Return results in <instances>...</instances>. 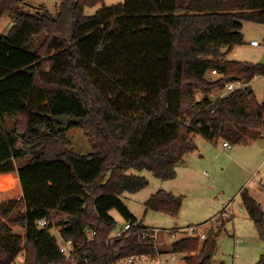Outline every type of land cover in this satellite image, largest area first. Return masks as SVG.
<instances>
[{
  "label": "trees",
  "instance_id": "16d2710c",
  "mask_svg": "<svg viewBox=\"0 0 264 264\" xmlns=\"http://www.w3.org/2000/svg\"><path fill=\"white\" fill-rule=\"evenodd\" d=\"M3 15L12 25L0 35V174L16 170L21 195L0 202V264L20 254L23 264H118L159 252L152 227L120 198L148 183L129 170L171 179L196 149L197 134L244 145L262 136L264 103L251 86L216 99L209 93L229 76L249 82L264 75L263 63L226 59L244 43L243 21L264 23V0H60L56 14L0 0ZM211 69L223 76L208 77ZM71 127L90 137L91 152L70 149ZM240 196L264 242L260 203L247 190ZM181 204V195L163 189L145 202L173 216ZM110 209L131 224L113 243L106 241L116 225ZM41 218L79 244L73 260L60 252L50 227H38ZM85 229L96 231L91 240ZM217 232L202 240L182 236L169 250L184 254L186 264H220L213 261Z\"/></svg>",
  "mask_w": 264,
  "mask_h": 264
},
{
  "label": "rangeland",
  "instance_id": "374dc122",
  "mask_svg": "<svg viewBox=\"0 0 264 264\" xmlns=\"http://www.w3.org/2000/svg\"><path fill=\"white\" fill-rule=\"evenodd\" d=\"M123 1L103 0V3L111 5ZM59 4L60 0H21L22 8L32 13L42 11L44 7L56 14ZM101 5L102 3L84 7V14L92 15ZM11 25V16L3 15L0 18V35L6 34ZM241 32L244 43L233 47L226 54V59L264 64V23L243 21ZM250 40H256L259 44L254 47L249 44ZM208 77L214 78L209 73ZM241 82L235 86H251L257 101L264 103V75H257L249 82ZM6 119L9 125L12 120L9 116ZM262 134L264 135V130ZM65 136L74 152L87 154L92 151L91 139L81 128H68ZM194 141L196 149L186 154L184 161L177 165L174 178L162 179L146 169H130L129 172L145 177L148 183L138 191L123 192L120 195L121 200L138 221L158 230L155 239L159 251L168 249L173 240L185 235L180 229L196 226L198 230H207L213 226L214 230H218L214 262L257 264L264 252V242L258 236L254 223L245 210L240 191L247 190L261 204L264 211V137L260 136L247 145L230 143V147L223 146L222 138L209 141L199 134L194 136ZM7 182L12 190L1 193L0 201L17 199L21 195L19 181L11 178ZM3 189L1 187L0 190ZM162 189L182 196L180 211L176 216L146 209V200ZM230 202L234 217H221L220 213ZM109 214L116 221L110 234L114 235L124 225L125 219L116 209H110ZM171 230L176 233L171 234ZM15 231L22 232L20 228H15ZM52 233L57 237L54 230ZM234 237L241 238V242L235 244ZM234 252L238 257L232 256ZM183 256L184 254L179 253L177 261L172 264H186ZM15 261L22 262L23 255L20 254ZM118 264L124 262L120 261Z\"/></svg>",
  "mask_w": 264,
  "mask_h": 264
},
{
  "label": "built area",
  "instance_id": "2783aa9c",
  "mask_svg": "<svg viewBox=\"0 0 264 264\" xmlns=\"http://www.w3.org/2000/svg\"><path fill=\"white\" fill-rule=\"evenodd\" d=\"M252 46H257L259 43L256 40H250L249 42ZM210 75L214 76V78L223 76L219 71L216 69H211L208 72ZM242 82L240 80H231V81H225L224 87L222 89L213 90L209 93V96L211 99H216L219 97H223L227 95L229 92H232L237 89L244 88L243 86H235V84L240 85ZM202 98V92L200 90H197L195 94V99L200 100ZM262 137L264 135L262 134ZM223 146L230 147V143L226 140H223L222 142ZM231 202L227 204V206L224 208V210L220 213L221 217H230L233 215V211L230 208ZM38 227H50L51 230H54L57 233L56 243L60 249V252L64 255L65 258L74 259L76 257V249L79 247V244H75L72 240H65L60 235V227L54 225L49 219L47 218H41L36 221ZM130 222L125 221L124 225L117 231L114 235H109V237L106 239V241L113 243L115 239L121 237L124 235V232L130 228ZM181 231L185 232L184 236H198L201 240L205 238L207 235V230H198L196 226L187 227L184 229H180ZM89 240H91V236L96 233L95 230H89L85 229ZM150 231L149 235L156 238V235L158 233V230L156 228H150L148 229ZM171 234L176 233L175 230H171ZM142 237H145V234H142ZM235 243H238L240 241L239 237H235L234 239ZM235 256H238V254L235 252ZM121 261L124 262V264H151L154 262L155 264H172L173 262L177 261V253H170L169 255L165 256L161 252H156L153 254H131L125 258H123ZM73 264H76L73 263Z\"/></svg>",
  "mask_w": 264,
  "mask_h": 264
},
{
  "label": "crops",
  "instance_id": "0c3cea01",
  "mask_svg": "<svg viewBox=\"0 0 264 264\" xmlns=\"http://www.w3.org/2000/svg\"><path fill=\"white\" fill-rule=\"evenodd\" d=\"M255 47V46H254ZM9 122V121H8ZM10 124H12V121H10L9 122V125ZM200 157H202V154H200ZM184 161V160H183ZM11 178H14V179H16L17 181H19V179H18V175H17V172H16V170L14 171V172H12V173H9V174H0V189H1V187H3L4 189L3 190H0V194L1 193H7L6 191H11L12 190V188H11V186H9V184H8V182L7 181H9V179H11ZM6 185H7V187H6ZM5 186V187H4ZM1 202V201H0ZM261 205V204H260ZM227 206V205H226ZM225 206V207H226ZM234 217V214H233V216H231V218H233ZM235 238V237H234ZM241 242V238H240V241L238 242V243H240ZM238 243H235V244H238ZM170 247L168 248V249H166V250H164V251H159V252H161V253H163L165 256H167V255H169L170 253H172V252H170ZM235 253V252H234ZM234 253H233V257L234 258H236V257H238V256H235L234 255ZM179 253H177V255H178ZM185 262V261H184ZM13 264H23V261L22 262H16V261H14L13 262Z\"/></svg>",
  "mask_w": 264,
  "mask_h": 264
},
{
  "label": "water",
  "instance_id": "95a60500",
  "mask_svg": "<svg viewBox=\"0 0 264 264\" xmlns=\"http://www.w3.org/2000/svg\"><path fill=\"white\" fill-rule=\"evenodd\" d=\"M231 80H233L232 76L225 78V81H231ZM54 120L62 123L63 125H66V126L70 123V117L69 116H57V117H54ZM78 121H79V119L74 120V122H78ZM214 233H215L214 227L210 226L207 229V235H213Z\"/></svg>",
  "mask_w": 264,
  "mask_h": 264
}]
</instances>
